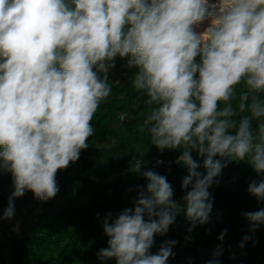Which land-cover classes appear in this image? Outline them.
<instances>
[{
  "label": "clouds",
  "instance_id": "clouds-1",
  "mask_svg": "<svg viewBox=\"0 0 264 264\" xmlns=\"http://www.w3.org/2000/svg\"><path fill=\"white\" fill-rule=\"evenodd\" d=\"M116 57L128 58L132 87L148 97L140 131L161 151L182 149L187 191L181 205L165 176L144 171L134 207L106 214L108 247L97 258L167 264L177 241L152 253L154 236H164L182 209L190 232L208 223L209 188L229 162L251 165L261 178L247 192L264 202V0H0V172L14 187L0 218L14 216V200L26 191L44 202L57 195V171L94 135ZM141 165L135 159L132 170ZM242 215L252 231L264 225V207ZM222 252L218 244L207 264H219Z\"/></svg>",
  "mask_w": 264,
  "mask_h": 264
},
{
  "label": "trees",
  "instance_id": "trees-1",
  "mask_svg": "<svg viewBox=\"0 0 264 264\" xmlns=\"http://www.w3.org/2000/svg\"><path fill=\"white\" fill-rule=\"evenodd\" d=\"M127 61V57H116L115 67L109 69L113 74L107 73L112 92L93 116L95 132L87 141L88 148L81 150L76 162L57 171L56 196L67 197L64 203L36 213L19 237L13 234L10 240L0 241V264H116L114 258H97L98 251L108 247L102 224L108 212L115 218L123 209L134 207L137 187L147 184L142 173L149 170L155 146L147 131H140L149 113L148 97L132 87L136 70L128 72L124 68ZM196 61H200L199 56ZM236 87L238 91L242 89V85ZM237 102L232 101L234 105ZM121 116L125 121H120ZM135 159L142 160L139 173L132 170ZM225 168L239 172L241 177L236 190H228L222 184L209 188L212 220L190 232L191 224L182 209L164 236H154L152 253L165 240L177 241L175 255L167 264H207L218 244L223 248L216 258L219 264H264V225L252 231L242 215L264 207V202L247 192L249 182L261 177L246 161H231ZM197 170L206 174L203 167ZM177 173L188 174L187 168L178 166L171 175L163 176L170 183ZM13 191L11 174L0 172V207L8 204ZM186 191L174 193L172 199L183 205L181 198ZM32 200H36L33 193L26 191L14 204ZM225 229L227 233L221 242L217 238ZM244 236L250 239L241 248Z\"/></svg>",
  "mask_w": 264,
  "mask_h": 264
},
{
  "label": "rangeland",
  "instance_id": "rangeland-1",
  "mask_svg": "<svg viewBox=\"0 0 264 264\" xmlns=\"http://www.w3.org/2000/svg\"><path fill=\"white\" fill-rule=\"evenodd\" d=\"M124 68H126L128 72L131 70L127 67V65H125ZM113 72H114L113 70H109L108 74H113ZM186 175H187L186 173H177L175 176H173L170 179V183L174 193L182 194L183 192L186 191L185 189L181 188L182 179ZM240 177L241 175L239 172L225 168L222 170L220 176L218 177L219 182L216 184H222L228 190H236L239 185ZM216 184H213V186ZM66 198L67 197L55 196L54 198H51L46 202L36 199L29 202H18L14 204L15 206L14 216L11 219L0 218V241L10 240L13 234L19 237L27 229L33 216L36 213L54 207H58L64 203ZM7 205L8 204H5L2 207H0V217L3 216V211L7 207ZM213 213L214 212L211 213V217ZM210 220H212V218Z\"/></svg>",
  "mask_w": 264,
  "mask_h": 264
},
{
  "label": "built area",
  "instance_id": "built-area-1",
  "mask_svg": "<svg viewBox=\"0 0 264 264\" xmlns=\"http://www.w3.org/2000/svg\"><path fill=\"white\" fill-rule=\"evenodd\" d=\"M210 2H214V0H210ZM208 24H209V21L205 20L199 26H194V30L197 31V33L203 32L204 29L208 26ZM120 121H125V118L121 116ZM180 154H181L180 151L178 152L177 150L165 149L161 151L157 149L156 146H154V154L149 164V170H153L165 176L171 175L174 172V170L177 169L178 166L183 165L182 161H178V157ZM191 155L194 160H197V162L202 165L203 158H200L197 155L196 151H192ZM216 158H219V157H216ZM157 161H161L162 163H157Z\"/></svg>",
  "mask_w": 264,
  "mask_h": 264
}]
</instances>
